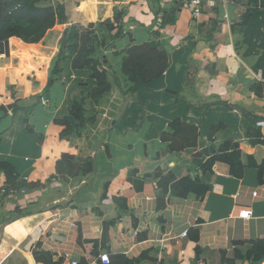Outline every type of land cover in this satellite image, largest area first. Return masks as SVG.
<instances>
[{"label":"crops","instance_id":"1","mask_svg":"<svg viewBox=\"0 0 264 264\" xmlns=\"http://www.w3.org/2000/svg\"><path fill=\"white\" fill-rule=\"evenodd\" d=\"M245 2L197 18L182 0L36 4L60 10L62 22L40 43L21 48L9 41L0 55V163L17 175L8 187L0 170V264H88L104 253L109 264H264L242 259L264 241V144L251 145L257 134L264 137V65L238 44L235 24ZM91 38L99 50L89 49L87 59L111 67L110 91L86 99L83 124L70 119L78 131L61 138L65 128L54 121L69 114L83 79L71 66L81 54L76 39ZM145 44L164 51L168 67L151 83L133 85L121 65L131 48ZM60 55L62 70L45 93ZM175 120L196 129L193 147L168 150L163 135ZM227 141L240 151L241 178L222 162L201 168ZM65 154L95 163L69 196L50 206L44 188L18 184H44ZM157 170L176 181L198 178L211 190L178 198L169 187L160 190ZM244 210L247 220L238 218Z\"/></svg>","mask_w":264,"mask_h":264},{"label":"trees","instance_id":"2","mask_svg":"<svg viewBox=\"0 0 264 264\" xmlns=\"http://www.w3.org/2000/svg\"><path fill=\"white\" fill-rule=\"evenodd\" d=\"M41 1L45 0H0V43H5V48H7L9 41L15 42L21 48L26 45L40 43L49 30L57 23L62 22V12L55 8L37 7L36 4ZM259 15L260 11H248L243 18L241 26L246 27L252 19L257 18ZM108 28L110 29L111 27ZM84 39L86 38L84 37ZM261 48L264 49V45ZM1 51L4 53L6 51L5 49L3 50L2 45H0ZM88 52H82L71 63L72 69L80 76H83V79H79L80 95L71 103L69 114L54 121L55 124L65 128L61 134V138L68 136L72 129H75L76 132L78 131L79 126H74L70 122V119H75L79 124H83L80 114L83 111V106L86 104V99L96 102L97 99L110 91V85L107 82L106 76H114L112 69L107 67V72L102 73L98 67L105 65L100 63L99 60L92 61L91 59H87ZM63 59L64 57L60 55L57 62L52 64L47 83L43 89L45 93L51 86L53 76L61 72L60 61ZM260 64L264 65L262 60H259L257 63L258 66ZM167 67L168 57L166 53L153 44H145L140 47L131 48L127 52V57L121 65V71L133 85H146L163 75ZM249 119L252 123L260 122L253 117ZM89 121L92 122L93 118H90ZM168 128V131L163 135V141L169 144L168 150L170 152H179L186 147H193L195 145L197 140L195 128L182 124L179 120L173 121L169 124ZM258 144H264V137L257 134V138L251 145ZM221 147H223L221 153L211 157L201 168L203 170L210 169L215 162H222L229 166V173L233 177L241 178L243 167L240 163V151L237 144L233 145L227 141ZM74 160L77 159L65 154L56 164ZM83 162L86 164L83 176H86L85 179L88 180L95 171V163L91 158ZM0 170H3L6 175L7 186L14 187L17 175L10 165L0 163ZM155 176L160 179L158 183L160 190L167 192V188L169 187L173 194L181 199H186L191 193L195 194L196 197H203L211 190L210 185L202 183L198 178L191 180L185 175L176 181L171 172L167 170H157ZM259 177L261 178V182H264L262 165L259 166ZM108 183H105L104 188ZM142 188V183H134L136 191H141ZM242 259L252 263L264 260V241L253 243L252 249ZM232 263L233 261L228 264Z\"/></svg>","mask_w":264,"mask_h":264},{"label":"rangeland","instance_id":"3","mask_svg":"<svg viewBox=\"0 0 264 264\" xmlns=\"http://www.w3.org/2000/svg\"><path fill=\"white\" fill-rule=\"evenodd\" d=\"M243 7V14L240 18H238L237 23L235 24V30L239 32L238 44H242V46H244L242 48L245 53L248 52L252 54V56L258 57V60H262V63H264V49L261 48L264 45V0H246ZM253 10L260 11V15L257 18L252 19L246 27L241 26L246 13ZM78 39L76 40L80 42V45L83 48H81L80 53L90 51L89 49H93V51L99 50L97 42H93L92 38L91 44H83V41ZM95 55L97 54H94L93 56L95 57ZM98 69H100L102 73L107 72V66H99ZM92 103L93 102H89L88 104L89 115L93 113L92 111H95ZM26 155L30 158L34 157V154L31 152H28ZM83 161L84 160H74L67 161L62 164H56L55 175H51L44 184H41L40 181H21V183L18 184L28 188H44L47 194L46 205L51 206L56 202L55 199H61L69 196L75 191V189L82 185V182H84L86 177L83 176L86 169V164Z\"/></svg>","mask_w":264,"mask_h":264},{"label":"built area","instance_id":"4","mask_svg":"<svg viewBox=\"0 0 264 264\" xmlns=\"http://www.w3.org/2000/svg\"><path fill=\"white\" fill-rule=\"evenodd\" d=\"M184 5L187 7L192 17L197 18L203 11H213L218 8H222L226 10L229 4H232L233 0H182ZM3 50L5 49V43L1 42ZM4 52L1 51L0 55ZM238 218L242 220H247L250 218V212L247 210L240 211L238 214ZM182 237L186 236V233L183 232L181 234ZM109 255L108 254H100L94 260H92L88 264H109ZM69 264H79L76 261H72Z\"/></svg>","mask_w":264,"mask_h":264},{"label":"water","instance_id":"5","mask_svg":"<svg viewBox=\"0 0 264 264\" xmlns=\"http://www.w3.org/2000/svg\"><path fill=\"white\" fill-rule=\"evenodd\" d=\"M44 99H47V96H44ZM127 103L124 104V106H126Z\"/></svg>","mask_w":264,"mask_h":264}]
</instances>
